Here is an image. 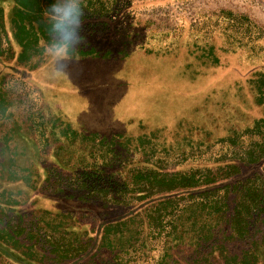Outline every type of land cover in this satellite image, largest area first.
Masks as SVG:
<instances>
[{
    "label": "rangeland",
    "instance_id": "374dc122",
    "mask_svg": "<svg viewBox=\"0 0 264 264\" xmlns=\"http://www.w3.org/2000/svg\"><path fill=\"white\" fill-rule=\"evenodd\" d=\"M50 3L0 0V264H67L76 250L49 245L75 229L97 235L86 264H264V211L233 234L230 190L208 195L217 212L179 199L187 223L136 248L151 202L171 196L161 174L220 182L264 149V0H83L61 73Z\"/></svg>",
    "mask_w": 264,
    "mask_h": 264
},
{
    "label": "trees",
    "instance_id": "16d2710c",
    "mask_svg": "<svg viewBox=\"0 0 264 264\" xmlns=\"http://www.w3.org/2000/svg\"><path fill=\"white\" fill-rule=\"evenodd\" d=\"M1 10V9H0ZM1 33L6 34L5 24L0 23ZM233 164L234 163H230ZM248 168L243 173H238L235 177L225 178L217 181V179H210L209 177H198L195 178L190 174H161L168 178L158 181L156 188L157 193L168 192L171 193L169 197H163L161 199L151 202V212L146 215L145 221L141 229L142 241L140 245H136V248L140 250H145L149 248V244L156 240L161 235H174L179 228V220H183L182 223H187L189 216H183V210H185L184 203L180 204L179 199H183L188 196H199L200 206L207 209H212V211L222 210L224 208V201L219 195L217 198L213 199V204H210L207 200L208 195L214 196L218 192H225L227 194L228 190L235 192L234 206L232 207L230 228L233 234L239 237L243 235L244 231L248 230L249 221L248 219L254 213L258 215L264 211L262 203L264 200V149H260L258 154H255L251 159L248 160ZM232 166V165H230ZM239 168V165H234ZM226 168H230L226 166ZM235 168V167H233ZM158 176V175H157ZM182 205V206H180ZM214 207V209H213ZM190 220V219H189ZM118 224V223H113ZM112 223H107L105 227L113 225ZM106 229V228H104ZM73 237L70 239L68 236L62 237L63 235H68V233H62L59 238L56 239L54 244H50V249L48 251H54L57 254L65 257L68 252L76 250V254L71 257V260L67 264H86L87 258H91L95 255L96 245H97V235L93 237H88L84 239L83 235L77 230ZM97 232V230H96ZM183 233V232H182ZM180 233V234H182ZM16 234V233H15ZM17 236V234H16ZM33 239L35 238V247L37 244L42 245L41 238L38 232L32 234ZM201 236V235H200ZM183 239V236H179L178 239ZM198 240L201 237H197ZM264 242V240H263ZM179 245L176 246L172 240L169 243L168 251L177 252L176 247L185 244V241H180ZM264 244V243H263ZM138 250V249H137ZM169 253L168 257L173 256L175 261H164L155 262L154 264H179L187 255L184 253L173 254ZM50 254V253H49ZM251 253L246 252L245 256L249 257ZM65 255V256H64ZM171 255V256H170ZM87 256V257H86ZM88 258V261L90 260ZM51 259H55L51 257ZM58 264V262H56Z\"/></svg>",
    "mask_w": 264,
    "mask_h": 264
},
{
    "label": "clouds",
    "instance_id": "9594fccd",
    "mask_svg": "<svg viewBox=\"0 0 264 264\" xmlns=\"http://www.w3.org/2000/svg\"><path fill=\"white\" fill-rule=\"evenodd\" d=\"M47 31L51 37L46 52L53 71H64L63 61L69 59L81 44L83 0H52L44 10Z\"/></svg>",
    "mask_w": 264,
    "mask_h": 264
}]
</instances>
